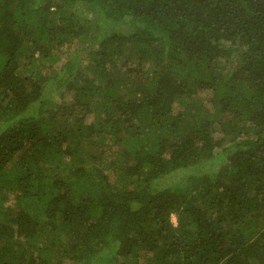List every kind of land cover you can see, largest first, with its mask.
I'll use <instances>...</instances> for the list:
<instances>
[{
    "label": "trees",
    "instance_id": "obj_1",
    "mask_svg": "<svg viewBox=\"0 0 264 264\" xmlns=\"http://www.w3.org/2000/svg\"><path fill=\"white\" fill-rule=\"evenodd\" d=\"M0 264H264V0H0Z\"/></svg>",
    "mask_w": 264,
    "mask_h": 264
},
{
    "label": "rangeland",
    "instance_id": "obj_2",
    "mask_svg": "<svg viewBox=\"0 0 264 264\" xmlns=\"http://www.w3.org/2000/svg\"><path fill=\"white\" fill-rule=\"evenodd\" d=\"M179 177V176H178ZM171 220L173 221V223L176 225L177 224V219H176V217L173 215L172 217H171Z\"/></svg>",
    "mask_w": 264,
    "mask_h": 264
}]
</instances>
